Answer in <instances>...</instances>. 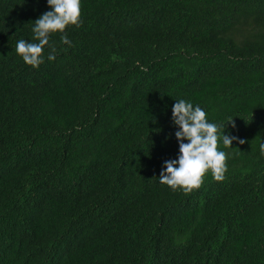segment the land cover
Listing matches in <instances>:
<instances>
[{"label": "trees", "instance_id": "trees-1", "mask_svg": "<svg viewBox=\"0 0 264 264\" xmlns=\"http://www.w3.org/2000/svg\"><path fill=\"white\" fill-rule=\"evenodd\" d=\"M51 10L0 0V264H264V0H81L34 68ZM179 99L246 141L190 193L159 181Z\"/></svg>", "mask_w": 264, "mask_h": 264}, {"label": "clouds", "instance_id": "clouds-1", "mask_svg": "<svg viewBox=\"0 0 264 264\" xmlns=\"http://www.w3.org/2000/svg\"><path fill=\"white\" fill-rule=\"evenodd\" d=\"M48 4L52 10L34 21L32 31L36 42L20 39L15 47L23 61L34 68H39L44 63L46 46L51 49L47 59H56V48L50 44L51 34L65 33L66 28L71 25L82 26L81 0H48ZM61 40L64 44L71 43L66 34L61 36ZM176 101L172 119L179 127L175 136L179 141L180 155L178 159L165 161V169L161 172L159 181L173 190L183 189L185 193H190L202 186L209 171L216 181L225 179L228 170L227 155L218 150V140H222L225 147H232L234 140H238L240 144L246 141L221 133L220 126L210 123L201 107H194L184 99ZM230 123L235 127L234 120ZM185 139L188 143H184ZM260 151L264 154V144L260 145Z\"/></svg>", "mask_w": 264, "mask_h": 264}]
</instances>
